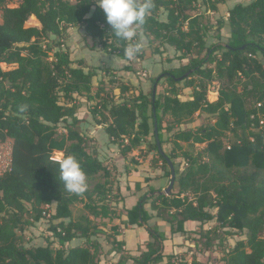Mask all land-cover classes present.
I'll use <instances>...</instances> for the list:
<instances>
[{"label": "trees", "instance_id": "1", "mask_svg": "<svg viewBox=\"0 0 264 264\" xmlns=\"http://www.w3.org/2000/svg\"><path fill=\"white\" fill-rule=\"evenodd\" d=\"M225 1L152 0L138 34L171 46L178 59H188L153 79V100L152 88L144 93L122 81L116 87L120 96L92 92L95 72L85 70L60 41L49 43L50 35L60 39L79 27L102 51L129 63L124 55L129 42L113 36L96 0H19L12 7L9 0H0V143L11 140L9 166L0 174V264H104L93 238L102 230L94 219L120 218L113 202L121 189L114 181L112 191L111 170L90 145L92 138L80 131L87 114L123 154L144 144L153 153L152 163L160 161L170 176L154 137L156 119L161 147L171 143L168 156L174 167L182 165L168 194L145 193L127 210L124 224L144 232L139 255L122 253L118 264H158L164 257L169 264H202L195 256L188 261L184 254L168 252L173 243L157 224L147 225L152 215L145 204L168 223L166 231L184 240L209 235L212 228L203 224L212 220L229 228L227 234L244 236L225 251L223 264H264V0H237L211 23L206 12L217 11ZM200 3L205 10L197 11ZM160 10L164 19L158 17ZM32 16L39 26L27 24ZM212 29L218 39L226 36V44L206 45ZM1 63L13 67L3 69ZM161 77L168 86L162 95ZM212 86L214 100L208 97ZM187 89L190 97L180 98ZM195 114L207 122L182 128ZM181 143L204 146L191 152ZM55 153L75 155L86 180H103H95L81 195L68 192ZM150 179L128 178L125 188L139 190ZM78 201L86 212L74 217L71 207ZM41 219L49 223L45 243L26 246L23 232ZM187 222H198V229L186 228ZM112 228L114 250L121 253L120 227ZM75 239L82 241L71 245Z\"/></svg>", "mask_w": 264, "mask_h": 264}, {"label": "rangeland", "instance_id": "2", "mask_svg": "<svg viewBox=\"0 0 264 264\" xmlns=\"http://www.w3.org/2000/svg\"><path fill=\"white\" fill-rule=\"evenodd\" d=\"M18 1L19 0H9L7 5L11 7L15 6L17 5ZM235 1L237 0H226L224 3L218 5L217 11H207L206 14L209 17L211 23H216V20L219 17H222L225 14L226 10L229 7H232ZM241 1L247 2L248 0H241ZM203 10H205V6L202 5V3H200L198 5L197 11H203ZM158 17L160 19H164L165 12L163 10H160ZM35 23H38V22L34 16L28 19L27 24L34 25ZM224 28H225V32L227 33L228 24H225ZM140 35L141 34L139 33L137 37L139 38ZM226 40L227 38L224 35L220 39H218L216 36V30L212 29L207 34L206 45H211L217 42L226 44ZM48 41L49 43L60 41L65 47L71 49L72 54H73L72 56L74 59L82 60L83 65L86 66L85 70L89 68L90 70L96 73V77L92 78V92L100 91L101 94L107 92V93L113 94L115 97L120 96L119 91L116 87L118 83L122 81L120 79L121 76L116 77V78H113L112 76H110V75H115V74H112L113 70H118V68L116 67L119 65V63L116 58L117 56L115 54H109V53L102 51L99 47V44H97L90 38L84 37L83 31L79 27L72 28L70 34H67L60 39L56 38L53 35H50ZM139 42H142L143 44V48L141 52L139 53L140 54L139 58L142 60H139V65L137 67L133 66L134 68H132V71L136 77V81L139 82L137 83V86L140 87V82L142 81L141 77H143V79L145 80L146 79L149 80L147 88L145 89L146 93H149L151 91L153 79L156 78L159 74H161L163 70L178 67L182 63L184 64L188 62V59H183V60L178 59L177 55L179 54V52H176L171 46L167 44H161L158 40L148 37L145 34H143L141 41L139 39ZM56 49L57 47H55L53 51ZM219 52L220 51H217L216 54H219ZM101 55L109 57V63L107 62L106 65L101 64L102 67L98 63V62L103 61L102 59L99 58ZM201 55H203V53ZM142 63H146L147 65L142 64ZM1 67L3 69H10L13 67V65H7L5 63H1ZM147 69L148 71H146ZM143 72H145L147 76H142L141 73ZM157 83H158V86L160 89L159 91L161 95L164 94L165 90H168L166 78L161 77ZM215 90H216L215 86L209 88L208 97L210 100H214L216 98L217 92ZM186 92H189L188 89L186 90ZM186 96L188 95L186 93H183L180 96V98H184ZM61 101L64 102L63 99H61ZM199 122L206 123L207 120L204 115L195 114L193 122L181 125V127L182 128L192 127L195 124H198ZM166 137H167V134L165 133L164 139ZM92 141L93 140L91 139L89 143L91 146L94 147L95 145L94 143H92ZM181 145L183 146V148L188 149L191 152H197L204 146L203 144H188V143H182ZM10 147H11L10 139H7L6 141L0 143V154L3 156V160H2L1 155H0L1 161H4V159L7 158L8 154L10 153ZM162 147L165 149L164 151L168 153V150L172 147V144L169 142L168 143L164 142L162 144ZM142 153L143 152H141V154ZM142 155H144V153ZM61 156H62L61 153H55L54 158L57 159L58 157H61ZM166 168H168L167 165H166ZM181 169H182V165L179 167H175V170H177V172H180ZM165 176L169 183V176L167 175ZM95 180H103V178L98 176ZM95 180L93 181L86 180L88 187H92ZM114 181L118 182V180H116L115 177L113 178V182L111 185L112 191L114 190V186H115ZM71 208H72L74 217H76L77 215L81 213L86 212L83 207V202L81 201L75 202ZM94 221L96 225L98 226V228L102 230V232L98 233L96 236L93 237L98 240L99 245H100V248H99L100 259L103 261L104 264H118L119 263L118 260L122 253L120 255L118 254L119 256H115L116 254L111 255L112 251L114 250V246L112 244V240H113L112 239L113 237L112 227L114 225H118L116 223L117 220L108 219V218H95ZM155 222H156V219L155 220L150 219L148 221V224L150 226H154ZM48 224L49 223L47 219H41L40 221L36 222L34 225L27 227V229L23 232L24 244L26 246L44 244L46 237L48 236V233L46 231ZM204 227H207L206 229L212 228L213 232H211L209 235L201 236V237L197 234L194 236H191L192 239H189L190 242L193 243V244L189 243V244H192L191 246H189V244H186L185 240L183 239L181 242L176 244L177 247H174V246L171 247L170 250H168V252H172L173 256L184 254L187 260H190L193 255L197 258H200L202 261L201 262L202 264H208L209 262H212V264H220L219 263L220 258L223 256L225 251L229 249L230 246L235 241L239 239H244V236H240V235L232 236V235L227 234L226 232L230 231V229L226 227H219L218 223L214 221L207 222ZM157 228L159 231H163L162 229L163 227L157 226ZM122 230L123 228L120 227V230L118 231L119 237L120 235L123 234ZM166 235L167 237H170L172 241L175 240L172 235L170 236L169 233H166ZM81 241H82L81 239L72 240L71 245H75L76 243H80ZM177 241L179 240L177 239ZM166 248H169V247H166ZM123 254L129 255L128 253H123ZM123 264H135V263L132 262L131 260H128L126 263H123ZM158 264H169V263H167V258L164 257L163 260L159 262Z\"/></svg>", "mask_w": 264, "mask_h": 264}, {"label": "crops", "instance_id": "3", "mask_svg": "<svg viewBox=\"0 0 264 264\" xmlns=\"http://www.w3.org/2000/svg\"><path fill=\"white\" fill-rule=\"evenodd\" d=\"M34 26H39V24L35 23ZM142 36H143V34H141L139 36L140 41L142 40ZM101 56L99 58L102 59L103 61L98 62V63L102 67L101 64L106 65L107 62L109 63V57L104 56V55L102 57ZM116 58H117L118 63H119V65L116 67V68H118V70H113L112 74H115V75H110V76H112L113 78L121 76L120 79L122 81H124V83L133 85L137 88H140L144 93H146L145 89L147 88L149 80H147V79L145 80V79H143V77H141L142 81L140 82V87L137 86V83H139V82L136 81V77L132 71V68H134L133 66L137 67L139 65V60H142V59H140L139 56H136L134 59L129 60V63H128L125 60L120 59L118 56ZM146 63H142V64L147 65ZM142 66H144V65H142ZM126 67H128V68H126ZM146 71H148V69ZM145 72L141 73L142 76H147L146 75L147 72L146 73ZM93 77L94 78L96 77V73ZM152 92H153V87H152ZM155 92H156V89H155ZM185 93L188 96H186L182 99H187L191 95L190 92H185ZM84 107H85V103L82 104V108H84ZM79 128L83 134H85L86 136H88L94 140L95 149L98 152L99 159L105 165H107L109 167V169L111 170L112 179L115 177V179L118 180V182L116 181V183H117L116 186H119V188L121 189L119 192L120 197L117 201L115 200L113 202V205H114L115 209L120 213V218H118V219L114 218V220H117L116 223L118 225H120V227L123 228V230H122L123 234L120 235V237L118 236V239L123 241V243H124L121 247L122 248L121 253H128L129 255H132V256L139 255L140 251L138 249V239L141 236L140 234H142L144 232V228L139 227L137 225H126V224H124L125 221L127 220V210L132 208L138 202L140 196H142L143 194L146 193V196L150 197L152 195L159 194L158 191L163 190L168 186L169 183H168L167 178L164 174V170L160 167L161 162L159 161L156 164L152 163L153 153H151V152L147 153L146 150L144 149V146H143L144 144H142L140 146V149H135L132 152H129L127 154H123L120 151L118 144L109 140L107 134L104 132L102 125H99V124L93 122L90 114L85 115V119L80 123ZM141 150H143V151H141ZM141 152H143L144 155H142L143 153L141 154ZM132 177L133 178L137 177V179L143 178V177H150L151 179L148 183V186L150 188H152L154 191L148 192V186L145 184H142V188L139 190H135L132 187H131V189L126 190L125 187L128 184V182H127L128 178H132ZM145 208L152 215V217L150 219H154V220L156 219L155 224H157L160 227H163L162 229H163L165 235H166V233H169L171 236V233L169 231L165 230L168 223L163 221V219L161 217L156 216L155 210L150 209L149 204H145ZM148 221H147V225H149ZM212 221L216 222L215 220H212ZM205 224H203L204 229L207 228V227H204ZM198 225H199V223L195 222V223L191 224L190 226H188V222H187L185 224V227L186 228H197ZM172 236L175 239L174 241H172V239L170 237H167V235L165 237H166V239H168V241H169V239L171 240L174 247H177L176 244L181 242L183 240V237L180 235H172ZM177 239L179 241H177ZM168 241L165 240L163 242L164 246L168 247ZM174 243H175V245H174ZM185 243L189 244L192 242L185 240ZM192 244H189V246H191ZM121 253H118L115 250H113L111 255L116 254L115 256H119ZM190 260H188V261H190ZM197 260L202 262L200 258H197ZM219 263L223 264V262L221 260L219 261ZM208 264H212V262H209Z\"/></svg>", "mask_w": 264, "mask_h": 264}, {"label": "clouds", "instance_id": "4", "mask_svg": "<svg viewBox=\"0 0 264 264\" xmlns=\"http://www.w3.org/2000/svg\"><path fill=\"white\" fill-rule=\"evenodd\" d=\"M96 4L105 14L107 24L114 37L129 42L124 55L134 59L142 50L143 44L136 38L149 15L152 0H96ZM60 180L65 189L73 194L81 195L87 190L86 174L80 161L73 154L58 157Z\"/></svg>", "mask_w": 264, "mask_h": 264}, {"label": "water", "instance_id": "5", "mask_svg": "<svg viewBox=\"0 0 264 264\" xmlns=\"http://www.w3.org/2000/svg\"><path fill=\"white\" fill-rule=\"evenodd\" d=\"M181 78H183V77H181ZM155 89H156V83L153 84V92H152V99L153 100L155 98ZM154 137L156 139V144H157L158 150L160 151V153L162 155H164V157H165V159L167 161V164L169 166V171H170L168 186L165 189L158 191V193L159 194H164V193L168 194L170 192L171 188L173 187L174 183H175L176 171H175V167H174V164H173L172 160L168 156V153L162 150L160 141L158 139V130H157V121H156V119H154Z\"/></svg>", "mask_w": 264, "mask_h": 264}, {"label": "built area", "instance_id": "6", "mask_svg": "<svg viewBox=\"0 0 264 264\" xmlns=\"http://www.w3.org/2000/svg\"><path fill=\"white\" fill-rule=\"evenodd\" d=\"M212 87H214V86H212ZM1 158L3 160V156L2 155H1ZM1 158H0V174L3 171H5L8 168V166H9L10 153L8 154L7 158L4 159V161H1ZM4 158H5V156H4ZM48 216H49V214L46 213L45 214V217H48Z\"/></svg>", "mask_w": 264, "mask_h": 264}]
</instances>
